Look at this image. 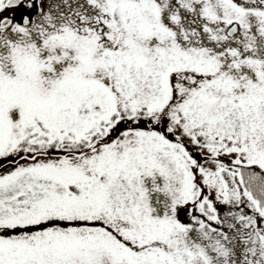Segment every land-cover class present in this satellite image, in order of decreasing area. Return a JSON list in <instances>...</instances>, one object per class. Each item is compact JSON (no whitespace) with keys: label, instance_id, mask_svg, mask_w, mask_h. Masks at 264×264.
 I'll return each instance as SVG.
<instances>
[{"label":"snow or ice","instance_id":"snow-or-ice-1","mask_svg":"<svg viewBox=\"0 0 264 264\" xmlns=\"http://www.w3.org/2000/svg\"><path fill=\"white\" fill-rule=\"evenodd\" d=\"M0 264H264V0H0Z\"/></svg>","mask_w":264,"mask_h":264}]
</instances>
